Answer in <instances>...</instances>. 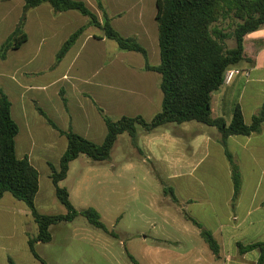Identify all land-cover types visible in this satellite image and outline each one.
I'll use <instances>...</instances> for the list:
<instances>
[{"label":"crops","instance_id":"obj_1","mask_svg":"<svg viewBox=\"0 0 264 264\" xmlns=\"http://www.w3.org/2000/svg\"><path fill=\"white\" fill-rule=\"evenodd\" d=\"M83 1L102 16L97 0ZM25 4V0L0 2V48L16 29ZM156 14L157 8L155 13L144 8L109 13L113 26L123 36L136 38L147 49L152 65L161 61L154 50L157 41L159 46ZM82 26H86L84 34L63 61L53 67L64 43ZM26 31L28 40L19 49L11 50L6 60H0V91L10 98L12 116L19 125L16 154L21 159L28 157L40 174L36 207L48 215L39 207L41 170L48 169L50 178V165L59 167L68 140L47 118L62 130L72 129L101 144L107 136V126L100 109L112 119L142 116L151 121L162 109V76L144 69L140 53L119 51L111 40L103 38L100 29L89 25L88 17L77 11L56 13L49 3H44L28 12ZM245 57L246 61L238 66L243 73L214 93V118L222 117L230 123L239 105L245 123L250 125L263 106L264 27L247 36ZM134 79L138 80L136 86ZM138 134L140 149L134 147L132 139L131 143L139 154L146 155L143 163L155 172L170 174L177 194L186 192L182 199L178 195L179 204L185 207L183 218L163 221L179 229L181 236L157 238L156 247L148 254L153 251L159 256L173 248L180 251L176 255L183 264H195V257L200 264H257L260 249L244 253L240 245L264 243V125L259 133L250 136H230L226 146L216 127L193 121L170 123L151 132L139 126ZM167 143L170 153L163 149ZM226 150L242 175L236 201ZM55 229L61 230V224L52 227L50 243L36 244L37 252L48 264H59L49 259L57 240ZM202 229L210 231L219 243L218 256L203 239ZM38 234V224L26 203L5 193L0 199V264H9L11 259L16 264H42L29 247V238Z\"/></svg>","mask_w":264,"mask_h":264},{"label":"trees","instance_id":"obj_2","mask_svg":"<svg viewBox=\"0 0 264 264\" xmlns=\"http://www.w3.org/2000/svg\"><path fill=\"white\" fill-rule=\"evenodd\" d=\"M6 0H0L3 2ZM23 14L14 32L0 48V60H6L11 50L19 49L27 40L26 24L28 12L49 3L56 13L77 11L89 18V25L100 29L103 38L114 41L119 51L140 53L145 60L146 71H154L162 76V109L151 121L142 116H123L112 119L100 112L107 126V136L103 143H95L72 129L62 130L47 118L49 124L67 137L68 148L61 158L59 167L51 164L50 178L65 214L45 215L36 207V197L40 189V174L28 157L18 158L16 137L19 125L12 116V103L8 95L0 91V199L5 193L26 203L39 227V234L29 238V247L42 264H48L37 252L38 242L50 243L53 240L52 227L61 223H71L82 216L93 227L110 233L102 220L100 212L89 207L78 210L71 201V193L61 182L67 179L71 163L81 155L95 162L111 159L118 138L128 133L135 148L138 144V127L146 131L170 124H183L196 121L216 127L226 146L230 136H250L259 133L264 125V104L247 125L241 107L234 109L232 121L214 118L212 114L213 95L224 84L226 73L246 61L245 42L247 36L264 27V0H157L156 22L159 31L160 64L152 65L147 49L134 37L123 36L112 24V19L102 0H97L102 17L93 11L83 0H25ZM86 31L80 27L64 43L56 56L53 67L58 66L79 38ZM230 41L234 42L230 46ZM39 111L46 116L43 110ZM231 166L234 185V201L237 200L242 186L240 167L232 154L226 150ZM164 193L170 195L175 203L179 199L173 188L165 187ZM200 227V224L188 216ZM201 235L214 255L218 256L220 245L214 235L202 229ZM242 252L260 249L261 256L257 264H264V243L247 247L240 245ZM134 264H141L129 254ZM9 264H16L12 259Z\"/></svg>","mask_w":264,"mask_h":264},{"label":"rangeland","instance_id":"obj_3","mask_svg":"<svg viewBox=\"0 0 264 264\" xmlns=\"http://www.w3.org/2000/svg\"><path fill=\"white\" fill-rule=\"evenodd\" d=\"M102 1L109 13L132 8H144L148 13L156 11V0ZM233 45L234 42L230 41V46ZM154 50L160 56L158 41ZM151 53L153 56L152 47ZM6 68H10V63ZM134 81L133 84L138 85V80ZM213 113L216 116L215 109ZM168 146L169 143L163 149L170 153ZM171 153L174 155L173 150ZM145 157V154H139L134 149L129 134L124 133L115 144L110 160L95 162L81 155L71 163L68 177L61 182V186L69 190L71 201L78 210L89 207L97 209L110 233L93 227L82 216L71 223H61V230H54L57 240L49 259L59 264H134L130 254L141 264H183L176 255L180 252L177 249L171 248L159 256L153 251L148 254L156 247L157 238L174 239L181 236L179 229L167 226L163 221L183 218L185 207L164 193L165 187L175 190L176 183L171 175L161 173V170L155 172L150 165L143 163ZM45 170H41L42 196L39 207L45 209L48 215L65 214L66 209L57 199L47 175L48 169ZM176 195L182 199L186 192ZM145 236L148 237L146 240ZM195 264H200L197 257Z\"/></svg>","mask_w":264,"mask_h":264},{"label":"built area","instance_id":"obj_4","mask_svg":"<svg viewBox=\"0 0 264 264\" xmlns=\"http://www.w3.org/2000/svg\"><path fill=\"white\" fill-rule=\"evenodd\" d=\"M241 71L239 69H232V70H229L227 73H226V76H225V80H224V84H229L232 79L240 74Z\"/></svg>","mask_w":264,"mask_h":264}]
</instances>
